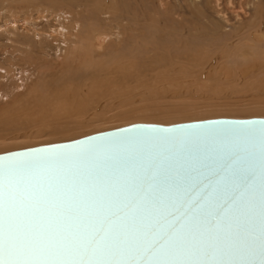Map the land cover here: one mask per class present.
<instances>
[{"label":"snow or ice","instance_id":"6c2138e0","mask_svg":"<svg viewBox=\"0 0 264 264\" xmlns=\"http://www.w3.org/2000/svg\"><path fill=\"white\" fill-rule=\"evenodd\" d=\"M212 135L139 130L0 164V264H264V124L232 133L258 182L212 178L228 167L213 170L215 154L237 147ZM249 250L258 260L232 259Z\"/></svg>","mask_w":264,"mask_h":264},{"label":"rangeland","instance_id":"374dc122","mask_svg":"<svg viewBox=\"0 0 264 264\" xmlns=\"http://www.w3.org/2000/svg\"><path fill=\"white\" fill-rule=\"evenodd\" d=\"M142 1L149 17L186 12L189 27L202 23L206 35H191L187 54L167 62L153 48L131 54V24L92 4L0 0V153L139 122L264 117V24L256 16L264 0H221L217 9L208 0ZM100 32L107 39L94 48Z\"/></svg>","mask_w":264,"mask_h":264},{"label":"water","instance_id":"95a60500","mask_svg":"<svg viewBox=\"0 0 264 264\" xmlns=\"http://www.w3.org/2000/svg\"><path fill=\"white\" fill-rule=\"evenodd\" d=\"M264 124V117H249V118H233V117H219L210 118L196 121L179 122L174 124H158V123H132L125 126L96 132L87 136L76 138L73 140L49 143L44 145H38L23 149L12 150L4 153H0V164L16 158H26L35 155H43L51 153L56 150H75L78 147L86 146L89 141L100 140L103 138L121 137L125 134L134 135L139 130H155L162 136L173 137L177 139H184L194 136L201 132V130L211 128L213 135L208 137L209 142L217 145H236V148L229 147L227 150H221L215 154L217 164L213 166L215 168L227 165L225 171L221 172L220 176L212 177L213 179L220 181L225 175L231 176L232 169L238 170V177L244 176L250 180L254 179L258 182L259 174L255 170L256 166L253 163L251 157V146L248 144V151H245L246 142L236 138L232 135L233 130L242 125H254L259 126ZM187 166V165H186ZM204 173V176H209L208 169H200ZM237 177V182L239 179ZM204 184L208 183L207 179L203 176L200 177ZM171 219V217H169ZM251 237H249V240ZM160 251L154 249L151 254L143 255L133 253L131 255L109 257V259H129V260H151L160 258ZM91 253H89V257ZM84 257V258H89ZM80 258V257H76ZM232 259L238 261H255L258 260V255L253 254L250 250L243 254H237Z\"/></svg>","mask_w":264,"mask_h":264},{"label":"bare ground","instance_id":"6f19581e","mask_svg":"<svg viewBox=\"0 0 264 264\" xmlns=\"http://www.w3.org/2000/svg\"><path fill=\"white\" fill-rule=\"evenodd\" d=\"M73 1L81 2L82 4H85V6L89 5V4L91 5L93 2V0H73ZM157 1L158 0H156V2ZM191 1H194V0H191ZM220 1L221 0H208L207 4L208 5L213 4L214 5L213 7H216L220 3ZM234 2H235L234 0H229V3H234ZM238 2H240V1H238ZM241 2H242V0H241ZM243 2H244V0H243ZM240 3H239V5H240ZM162 4H164V3H162ZM92 5L95 7V8L93 7L94 13H108L112 17H115L116 20H122V21L126 20L127 22H129L131 24V27L127 31L129 33V43L132 42V44H133L132 46H130V51H131V54H134V55H137L138 53L143 52L144 50H148L150 48H153L155 50L160 51V54L163 58V61L167 60V62H168V60H171V58L173 56L183 57L184 55L187 54L189 45L191 44L190 43L191 42V39H190L191 35H196V36L198 34L206 35V28L204 27V25H202V23L195 22L193 25L191 24L192 25L191 27H189V17L187 16L186 12H183L182 14H180L178 18H174L168 14L162 18L163 20L161 18H158V16L157 17H149L148 14L146 13L147 8L144 6V2L142 0H104L103 2L102 1L99 2V4L94 3ZM231 5H233V4H231ZM160 6H161V4H160ZM164 6H161V9H163L162 7H164ZM154 7H156V6H154ZM218 7H216V9ZM239 7H241V5ZM167 9L168 8L163 9L164 12H167ZM240 9H243V8L241 7ZM244 9H245V7H244ZM195 10H194V12H195ZM197 13L200 16L199 12H197ZM262 14H264V13H262V10L259 8L257 10L256 16L258 17L260 23L262 22L264 24V15L262 18ZM201 16H203V15H201ZM253 19H254V16H253ZM251 22L252 23H251L250 27L251 28L255 27V28H258V30H259L258 22L256 20L251 21ZM262 23L260 24V28L261 27L263 28ZM91 25H92V22H91ZM92 26H95V25L93 24ZM142 29H145L146 31H139ZM263 29H261V31ZM88 31H89V29H88ZM193 31L195 32V34L192 33ZM262 32H264V30ZM94 35H96V36L94 37L93 47L101 49V47H103V45L105 44V41L107 39V35L105 33H101V32L98 34H94ZM250 39H253V38H250ZM255 41H257V40H255ZM83 46H84L83 48H86V43ZM90 47H91V44H88L87 48L85 49L86 51H84V52L89 51ZM192 49H191V51H192ZM76 53H77V49H76ZM246 54H247V52L244 55L246 56ZM124 58H127V57H124ZM66 95H68V94H66ZM65 96H63V97H65Z\"/></svg>","mask_w":264,"mask_h":264}]
</instances>
